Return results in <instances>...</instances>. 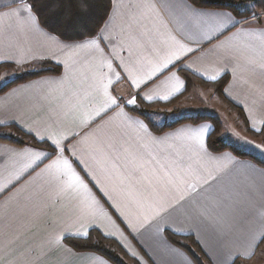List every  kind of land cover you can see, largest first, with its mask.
<instances>
[{
    "label": "crops",
    "instance_id": "1",
    "mask_svg": "<svg viewBox=\"0 0 264 264\" xmlns=\"http://www.w3.org/2000/svg\"><path fill=\"white\" fill-rule=\"evenodd\" d=\"M111 1L95 37L65 41L39 20L13 14L23 8L20 0H0V64L34 70L48 62L60 68L0 93V125H15L37 141L45 138L40 146L0 141V264H113L64 242L69 234L94 229L115 239L135 264H196L168 232L192 237L211 264L254 259L259 246L251 259L243 257L264 233V167L229 150H210L209 121L155 133L128 110L136 104L126 101L165 102L159 97L177 88L167 101L182 93L181 63L140 89L129 77L146 80L170 50L184 45L195 51L183 58L190 66L183 69L204 80L228 74L225 97L241 108L251 130L261 131L264 13L238 19L226 8L189 0ZM213 13H229L238 23L213 30ZM110 79L108 94L118 104L81 127L82 119L107 107L104 87ZM162 110L151 114L155 122L184 112ZM204 125L211 127L194 131ZM61 131L78 133L64 141L70 150L64 155L83 184L54 163L57 155L43 157L52 151L48 138Z\"/></svg>",
    "mask_w": 264,
    "mask_h": 264
},
{
    "label": "trees",
    "instance_id": "2",
    "mask_svg": "<svg viewBox=\"0 0 264 264\" xmlns=\"http://www.w3.org/2000/svg\"><path fill=\"white\" fill-rule=\"evenodd\" d=\"M189 1L199 7L226 8L230 10L238 19H247L254 14L264 12V0ZM31 2L35 4L33 12L38 17L40 24L45 29L65 41H76L95 37L99 33L104 22L107 20L112 7L111 0H31ZM13 67V65L8 63L0 64V93L11 86L28 80L36 75L52 72L57 73L60 70L58 66L45 62L39 69H24L14 74L11 78L5 79L4 72ZM179 73L184 77L186 82V88L182 93L165 102L155 101L146 103L137 97L136 106L128 107V110L142 117L149 128L155 133H160L174 128L184 122L198 123L201 121H209L213 124V131L207 139V146L210 150L215 152L229 150L236 156L250 158L257 164L264 167V161H261L253 156L240 153L237 149H234L229 145H225L221 141L216 133L218 129L217 124L219 123L215 117L201 115L180 116L174 120L164 122H155L151 118V114L155 111V109L157 110L162 107L175 104L178 98L182 97L191 87L199 83L204 87L213 89L215 94L230 109L237 112L239 119L248 132L252 134H261L264 132V127L258 132L251 130L241 108L234 105L229 99H227V97H225L223 89L229 81L228 74H223L215 80H204L184 69H179ZM0 141L14 145L30 144L40 146L41 143H43L37 141L32 135L26 133L15 125H0ZM167 235L174 243L189 252L196 264H211L207 257L200 251L192 237L188 235L178 236L170 232H168ZM64 242L78 251L96 252L113 264H126L127 262L136 263V260L131 257L115 239L104 236L96 229L91 230L86 237L78 239L66 237L64 238ZM261 243L262 242H260V244Z\"/></svg>",
    "mask_w": 264,
    "mask_h": 264
},
{
    "label": "snow or ice",
    "instance_id": "3",
    "mask_svg": "<svg viewBox=\"0 0 264 264\" xmlns=\"http://www.w3.org/2000/svg\"><path fill=\"white\" fill-rule=\"evenodd\" d=\"M20 2L23 4V8L16 10L13 14L19 15L21 12L26 14V18L29 21L35 22L38 20V17L33 13V8L35 7V4L31 2V0H20ZM214 17L218 18L216 20L215 28L216 29H223L225 28L228 24H233L238 23V21H233V18L229 13H213L211 14ZM211 39V37H209ZM84 44H70L66 45L68 48H75V47H84ZM195 51L194 49L191 48H185L184 45H177L174 49L170 50L160 61L159 64H157L152 70L151 73L147 75L146 80H138L133 77H129L131 84L136 87L137 89L141 88V84H144L147 86V83L149 81H153L154 79H158L160 75H162L165 71H169L171 67H175L177 63H181V67L183 68H188L190 67L189 65H183L182 60L183 58H186V56L189 53H192ZM109 68H111V65H109ZM172 78H176L178 80L177 74L173 73ZM120 77L117 75L116 81H119ZM209 79H216L215 76L209 77ZM179 82V81H178ZM114 81L111 79L108 81V85H105L104 91L105 95L107 96V107L101 111H97L95 115H88L87 118H84L81 120L80 125L81 127H86L89 126L91 123L95 122L97 118H102L103 114H106L108 108H110L113 105H117L118 101L116 98L108 94V86L112 85ZM163 83V82H162ZM180 89L177 88L175 89L172 93L169 95H175L177 92H179ZM169 95H164L159 97L162 100L167 101L169 99ZM145 99L152 100V96H147L144 97ZM122 99V98H121ZM127 104H136V97H133L132 99L126 101ZM210 125H204L198 129H194V131L198 133H204L210 129ZM75 135H78V133H72V136H68L65 134V132L61 131L56 133L54 136H50L48 139L50 140V147L52 151L49 153L47 151L43 152V157L45 158H51L52 155H57V161L54 163L59 165L62 169L63 172H67L71 174V176L79 181L81 184H83L82 179L75 173V170L73 168V161L66 157L64 155L65 151H70L64 146V141L69 140L70 138H74ZM38 141H44V137H37ZM41 157H37V159H40ZM140 167H143V164L140 165ZM86 187V186H85ZM72 236V238H82L86 237L87 233H75V234H69ZM253 244L250 245V248L253 249L251 251L246 252L243 258L245 259H251L252 256L255 254L254 249L259 246L260 242H264V233H260L258 236H255L253 238Z\"/></svg>",
    "mask_w": 264,
    "mask_h": 264
},
{
    "label": "rangeland",
    "instance_id": "4",
    "mask_svg": "<svg viewBox=\"0 0 264 264\" xmlns=\"http://www.w3.org/2000/svg\"><path fill=\"white\" fill-rule=\"evenodd\" d=\"M260 13L254 14L253 16H258ZM25 70H28V68ZM19 71L21 70L16 69L15 67L6 70L4 72L5 79L14 76V74ZM197 84L191 87L182 97L178 98L175 104L165 106L161 108V110L155 109V111L160 110L159 112H164L166 110L162 109L165 108L175 109L176 111L177 108H181L184 111L183 116L201 115L215 117L219 123L217 124L218 129L216 133L225 145L237 149L240 153L264 161V132L261 134H252L248 132L239 119L237 112L230 109L215 94L213 89L204 87L199 83ZM180 100H182L181 103L178 102ZM188 110H191V112H186ZM165 113L167 114V112ZM166 116L164 118H170V116ZM222 134H225L226 139L222 138ZM258 250H260V252L257 253L254 259L250 261H236L234 264H264V242L260 244ZM126 264L132 263L127 262Z\"/></svg>",
    "mask_w": 264,
    "mask_h": 264
}]
</instances>
